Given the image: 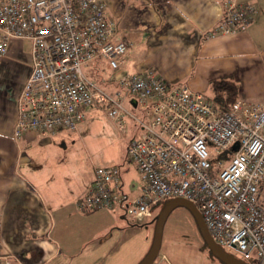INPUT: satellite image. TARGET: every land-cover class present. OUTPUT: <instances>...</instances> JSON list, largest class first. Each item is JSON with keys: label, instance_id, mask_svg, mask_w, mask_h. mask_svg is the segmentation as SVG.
<instances>
[{"label": "built area", "instance_id": "2783aa9c", "mask_svg": "<svg viewBox=\"0 0 264 264\" xmlns=\"http://www.w3.org/2000/svg\"><path fill=\"white\" fill-rule=\"evenodd\" d=\"M256 11L252 2L223 0V14L207 35L245 30ZM12 38L31 45L14 137L74 131L85 110L98 105L118 129L125 130L129 120L140 129L126 146L140 193L130 197L121 190L119 166H97L79 209L119 208L145 221L159 202L184 198L197 207L216 244L264 264V102L240 97L220 110L203 93L152 69L117 74L128 43L116 36L103 0H0V55ZM96 59L111 68L114 92L84 71ZM163 263L169 264L159 252L151 264ZM0 264L20 262L0 254Z\"/></svg>", "mask_w": 264, "mask_h": 264}, {"label": "crops", "instance_id": "0c3cea01", "mask_svg": "<svg viewBox=\"0 0 264 264\" xmlns=\"http://www.w3.org/2000/svg\"><path fill=\"white\" fill-rule=\"evenodd\" d=\"M103 1L116 22V36L128 43L117 74L152 69L168 82L203 94L210 93L213 79L231 76L239 97L264 100V0H238L257 6L255 18L245 30L215 36L207 34L223 14V0ZM137 48L142 53L138 59ZM93 64L91 74L97 81L86 73L90 79L105 90H116L106 61L96 59ZM97 67L106 74H97ZM30 69V42L12 38L7 53L0 55V254H11L20 264H137L149 244L133 247L123 232L139 220L124 222L115 215L119 208L78 207L98 165L73 158L68 151L79 145L83 154L90 152L85 135L77 133L96 126L88 118L95 110H85L72 135L29 131L13 136L16 99ZM131 125L129 120L125 146L140 133ZM91 140L95 145L94 135ZM128 172L121 174V190L134 197L141 184L132 189ZM125 250L129 261H124Z\"/></svg>", "mask_w": 264, "mask_h": 264}, {"label": "rangeland", "instance_id": "374dc122", "mask_svg": "<svg viewBox=\"0 0 264 264\" xmlns=\"http://www.w3.org/2000/svg\"><path fill=\"white\" fill-rule=\"evenodd\" d=\"M134 53V57L137 59L142 54L139 48L134 50ZM92 66H95V64H93V61L84 66V71L96 82L97 79H94L91 74L93 69ZM95 71H97V74L100 75L106 74L102 67L95 68ZM107 91L110 93L114 92L109 90ZM257 101L260 103L264 102L263 99ZM101 107L102 106L100 105L93 106L92 109H90L98 112L90 111L89 115L87 114L88 118L90 117L94 119L96 126L93 127L90 124L88 133L86 130L82 129L78 130L77 133L83 136L85 135V141L91 146L89 148L90 152H87L88 154H83L82 150L78 148L79 145H76L75 147L71 148V151H68V154L72 155L73 158L83 159V161L87 159V163H91L92 166H107L114 164L119 166L122 172L128 170L129 172L127 176L131 181V188L134 189V187L141 184V181L139 179L138 173L134 168V165L126 159L125 141L127 140L128 135L127 133H124V130L122 131L118 129L116 123L109 118L107 113ZM135 112L137 116H141L139 108H136ZM87 120L88 119H86L84 122H86ZM131 126L132 127L130 129H138L136 126ZM60 131L63 134L72 135V133H74L76 129L74 131ZM92 135L95 136V145H92ZM65 139L67 141L70 138ZM166 200L168 199L159 202L157 206L151 207L152 213L150 218H152V220L160 211L163 203ZM116 211L118 212H115V215L122 218L124 222L128 223L129 221H133L128 217L125 211ZM152 220L149 223H147V221H133V225L124 229L123 239H127L130 237V244L133 247L139 246L141 248V245L144 241H147L150 246L153 238L154 227ZM149 246L147 250L149 249ZM223 249L235 259H238L246 264L255 263L254 259H244L242 255L233 248L225 247ZM124 252V261H129L131 259L128 256L130 252L128 253L126 250ZM159 252L165 255L169 264H225L217 257L212 255L198 229L192 213L184 206H176L169 212L163 225Z\"/></svg>", "mask_w": 264, "mask_h": 264}, {"label": "water", "instance_id": "95a60500", "mask_svg": "<svg viewBox=\"0 0 264 264\" xmlns=\"http://www.w3.org/2000/svg\"><path fill=\"white\" fill-rule=\"evenodd\" d=\"M131 102L133 103V105H135L134 99H132ZM236 147H237L236 145L233 146V149H236ZM176 206H184L188 210H190L196 221L198 229L213 256L217 257L220 261H222L225 264H246L238 259H235L233 256L229 255L227 252H225V250L222 247H220L212 240L199 210L191 201L184 198H171L163 203L160 211L155 215L154 218L152 242L146 254L137 264H151L154 258L156 257V255L159 253L164 222L169 212Z\"/></svg>", "mask_w": 264, "mask_h": 264}, {"label": "trees", "instance_id": "16d2710c", "mask_svg": "<svg viewBox=\"0 0 264 264\" xmlns=\"http://www.w3.org/2000/svg\"><path fill=\"white\" fill-rule=\"evenodd\" d=\"M209 85H210V93L208 94L204 93V95L220 110H228L231 104L236 99L240 98L238 92V86L235 80L233 79V77L231 76H222L213 79Z\"/></svg>", "mask_w": 264, "mask_h": 264}]
</instances>
